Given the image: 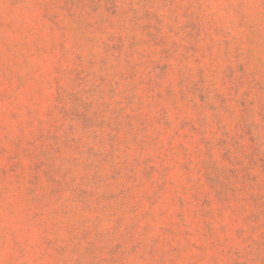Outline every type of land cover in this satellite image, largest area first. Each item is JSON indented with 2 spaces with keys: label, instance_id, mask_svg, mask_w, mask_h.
<instances>
[{
  "label": "rangeland",
  "instance_id": "1",
  "mask_svg": "<svg viewBox=\"0 0 264 264\" xmlns=\"http://www.w3.org/2000/svg\"><path fill=\"white\" fill-rule=\"evenodd\" d=\"M0 264H264V0H0Z\"/></svg>",
  "mask_w": 264,
  "mask_h": 264
}]
</instances>
